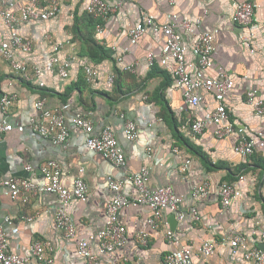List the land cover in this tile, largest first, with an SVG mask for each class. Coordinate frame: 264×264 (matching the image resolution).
Returning a JSON list of instances; mask_svg holds the SVG:
<instances>
[{"label":"crops","instance_id":"0c3cea01","mask_svg":"<svg viewBox=\"0 0 264 264\" xmlns=\"http://www.w3.org/2000/svg\"><path fill=\"white\" fill-rule=\"evenodd\" d=\"M53 1L59 9L54 19L30 21L19 28V34L30 41L32 51L29 55L18 54L16 59L31 66H45L50 44H61L62 57L75 56L81 64L97 70L98 76L87 83L78 63L71 67L66 79L40 77L38 82L43 87L39 88L24 82L0 60V96L16 95L7 113L12 130L0 139V181L25 176L24 165L37 169L48 160L57 161L61 183L66 188H71L74 179L81 176L87 193L83 199L68 203L64 210L72 219L77 236L87 238L103 226L105 205L112 196L107 179H123V194L134 201L136 191L126 179L146 168L150 187L167 186L181 200L179 208L184 221L179 222L174 214L165 211L159 227L151 229L147 224L148 209L130 203L119 212L128 242L122 249L99 257L97 264H163L166 254H176L181 247L190 250L191 264H252L239 253L233 254L229 244L234 235H241L249 247L264 251V115H257L246 103L247 92L264 102V0H248L258 25L252 36L246 28L232 22V0H172V4L168 0H105L115 11L99 33L84 18L88 0ZM144 17L158 25L187 21L189 29H181L180 34L190 77L213 78L218 72H225L234 80L233 89L221 99L213 92L201 90L197 107L184 103L181 89L172 79L175 65L164 53L163 36L143 26ZM197 19L199 24H195ZM137 27L142 28V35L131 39L128 31ZM200 33L211 34L214 47V67L203 74L196 71L193 50ZM6 38L0 22V43ZM87 41L94 42L104 53L91 49ZM148 55L153 58L151 68L146 66ZM130 67L133 72L128 70ZM107 76H113L111 85L106 83ZM38 98L45 99L48 109L69 105L65 112L69 137L64 149L27 128L28 119L36 115L33 103ZM219 102L227 109L234 131L217 139L212 133L213 125L207 123L200 135H191V122L202 119L205 111ZM76 113L90 116L95 133L104 127L112 129L126 158L124 169L115 168L86 149L83 134L71 123ZM122 117L136 125L134 142L124 139ZM242 139L254 141L253 154L247 158L233 154L234 146ZM185 161L190 163L181 172ZM35 175V181L41 183L39 174ZM204 183L208 195L193 199L192 188ZM223 185L233 191L225 208L218 195ZM60 206L55 196L47 194L32 197L26 204L14 202L0 187V223L7 232L18 229L15 235H8V250L28 256L29 246L41 242L49 245L44 253L51 264H85L75 241L64 238L54 227V214ZM193 210L197 219L191 215ZM5 218L11 224H5ZM167 232L171 233V240ZM142 233L148 236L146 247L134 241V236ZM205 242L214 245L210 257L200 254ZM89 248L91 253H97L95 243ZM34 263L30 258L27 264Z\"/></svg>","mask_w":264,"mask_h":264},{"label":"built area","instance_id":"2783aa9c","mask_svg":"<svg viewBox=\"0 0 264 264\" xmlns=\"http://www.w3.org/2000/svg\"><path fill=\"white\" fill-rule=\"evenodd\" d=\"M172 4V0H168ZM233 16L232 22L248 30L252 36L257 30L258 25L253 20V5L248 0H232ZM115 11L105 0H88L85 6V13L91 16L97 23L95 33L102 31L110 15ZM59 12L58 5L53 0H0V22L7 32V38L0 43V60L8 64L12 73L20 77L24 82L43 87V83L38 82L40 77H56L66 79L71 67L80 61L75 56H61V44H50V56L45 66H31L23 61L17 60L16 56L29 55L32 51V45L29 40L19 34V28L30 21H50L54 19ZM143 26L150 27L154 32L163 36L165 51L174 62L172 79L181 89L184 103L191 107H197L200 103L199 92L201 90L210 91L216 94L220 99L227 95L234 86L233 78L225 73L218 72L213 78L193 79L186 71L184 57V46L180 30H188L189 23L181 21L175 25H158L148 17L142 18ZM199 24V19L195 21ZM128 35L131 39H137L142 35V28L130 29ZM248 48L250 46L248 45ZM196 56V71L199 74L213 69L214 64L211 55L214 52L213 37L209 33H200L193 45ZM253 50L250 49V53ZM81 64V63H80ZM83 78L90 83L97 78L98 72L89 65L81 64ZM146 66H153V58L148 55ZM133 72V69L128 68ZM113 76H107L106 83H113ZM16 95L13 93H4L0 96V139L2 135L12 130V125L7 121V113L14 105ZM247 105L259 116L264 115V102L255 97L252 92L246 93ZM36 115L27 121L29 131L40 138L49 141L53 146L65 148L69 137V130L65 123V112L69 105H63L58 108L48 109L45 105V99L38 98L33 103ZM123 119L122 131L124 139L131 143L137 138L136 125L132 120ZM72 125L84 136V146L89 151L101 156L105 161L117 169H124L126 165L125 155L120 148L110 127H104L98 132H94L93 123L90 116L76 113L71 119ZM207 123L213 125V136L217 139L230 135L234 129L229 121V113L225 106L219 102L213 109L207 110L202 119H194L189 125L188 130L191 135H200ZM254 141L242 139L233 148V154L247 158L253 154ZM175 152V151H174ZM190 162L185 161L180 167L181 172H185ZM25 176L8 177L0 181V187L6 189L9 197L14 202L26 204L30 198L40 194L53 195L60 203L54 214V227L68 240L75 241L77 253L84 259L85 264H97L99 257L108 255L122 249L128 242V236L125 227L119 221V212L130 203L146 207L150 213L147 224L151 229L159 227L162 215L168 211L175 215L179 222H183L185 215L180 211L181 200L176 197L173 191L167 187L152 188L149 186V172L146 168L139 169L131 173L126 179L136 191L134 201H131L123 194L125 181L123 179H107V187L112 193L111 198L105 205L103 226L95 234L83 238L77 236L76 227L65 212L64 207L73 200H81L87 193L86 183L81 176H77L71 188H66L61 183V169L55 160H48L39 167L34 168L30 164L24 165ZM41 177V183L35 181V174ZM83 173V169L79 170ZM243 180V178H240ZM232 188L223 185L219 190V199L222 207L230 204ZM208 195L207 184H201L193 187L191 197L193 199H202ZM191 215L197 219L196 211ZM27 220H31L30 218ZM5 224H11L9 218L4 219ZM17 228H11L9 232L5 231L0 223V264H27L30 258L34 259V264H51L52 260L45 256V247L48 244L41 242L32 243L29 248L28 256H20L8 250V235H15ZM166 236L172 239L171 233ZM134 241L142 247L148 244V236L145 233L134 236ZM97 245V253L90 252V244ZM233 254L239 253L244 261L252 264H264V251L258 248L249 247L246 239L241 235H234L229 244ZM200 254L203 257H210L214 254V245L205 242L200 248ZM192 255L187 247H181L178 253H168L163 257V264H191Z\"/></svg>","mask_w":264,"mask_h":264},{"label":"trees","instance_id":"16d2710c","mask_svg":"<svg viewBox=\"0 0 264 264\" xmlns=\"http://www.w3.org/2000/svg\"><path fill=\"white\" fill-rule=\"evenodd\" d=\"M84 18H85V20L87 19L88 20V23L91 25H93V31L95 32V25H96V21L91 17V16H89L88 14H85V16H84ZM76 22H77V20H76ZM87 45L89 46V47H91V49L93 48L94 50L96 49V50H99L101 53H104L102 50V48H100L98 45H96L94 42H89V41H87ZM160 99V102H161V104L164 106V109H165V111H167V113L169 114V116L171 115L170 113H169V109H168V107H167V105H166V103H165V101L163 100V98L162 97H160L159 98Z\"/></svg>","mask_w":264,"mask_h":264}]
</instances>
